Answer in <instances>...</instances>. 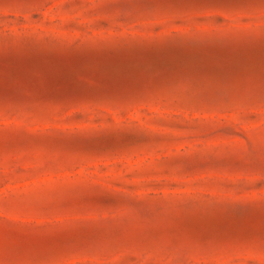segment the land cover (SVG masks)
Masks as SVG:
<instances>
[{
	"label": "rangeland",
	"instance_id": "1",
	"mask_svg": "<svg viewBox=\"0 0 264 264\" xmlns=\"http://www.w3.org/2000/svg\"><path fill=\"white\" fill-rule=\"evenodd\" d=\"M0 264H264V0H0Z\"/></svg>",
	"mask_w": 264,
	"mask_h": 264
}]
</instances>
